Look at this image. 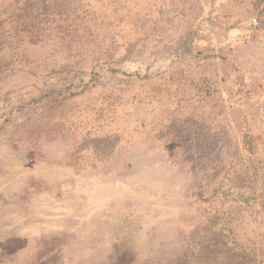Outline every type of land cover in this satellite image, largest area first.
<instances>
[{"label":"rangeland","instance_id":"374dc122","mask_svg":"<svg viewBox=\"0 0 264 264\" xmlns=\"http://www.w3.org/2000/svg\"><path fill=\"white\" fill-rule=\"evenodd\" d=\"M0 264H264V0H0Z\"/></svg>","mask_w":264,"mask_h":264}]
</instances>
